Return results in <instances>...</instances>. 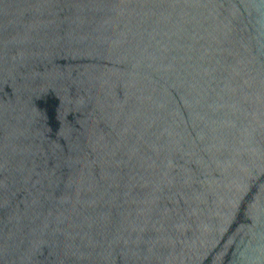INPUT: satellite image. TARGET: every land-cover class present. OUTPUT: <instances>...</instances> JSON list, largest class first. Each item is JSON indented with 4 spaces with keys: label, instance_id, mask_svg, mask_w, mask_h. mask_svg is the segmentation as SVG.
I'll list each match as a JSON object with an SVG mask.
<instances>
[{
    "label": "water",
    "instance_id": "1",
    "mask_svg": "<svg viewBox=\"0 0 264 264\" xmlns=\"http://www.w3.org/2000/svg\"><path fill=\"white\" fill-rule=\"evenodd\" d=\"M0 264H264V0H0Z\"/></svg>",
    "mask_w": 264,
    "mask_h": 264
}]
</instances>
